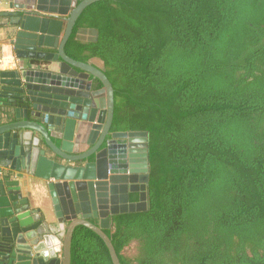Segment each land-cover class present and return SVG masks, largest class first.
<instances>
[{
  "label": "trees",
  "instance_id": "1",
  "mask_svg": "<svg viewBox=\"0 0 264 264\" xmlns=\"http://www.w3.org/2000/svg\"><path fill=\"white\" fill-rule=\"evenodd\" d=\"M65 53L101 61L113 132L148 133L149 209L104 230L120 263L264 264V0L99 1ZM71 264L113 262L80 225Z\"/></svg>",
  "mask_w": 264,
  "mask_h": 264
},
{
  "label": "water",
  "instance_id": "2",
  "mask_svg": "<svg viewBox=\"0 0 264 264\" xmlns=\"http://www.w3.org/2000/svg\"><path fill=\"white\" fill-rule=\"evenodd\" d=\"M99 1L106 0H13L15 7L24 3L12 24L17 33L11 41L23 63L2 75L13 82H0V264H71L73 233L80 225L105 242L113 264H121L104 232L111 216L149 209L148 133L113 132L115 100L109 79L99 67L65 53L79 17ZM95 80L101 89L95 88ZM49 118L52 127L46 126ZM86 122L89 134L82 131ZM42 143L70 163L49 158ZM83 144L91 148L74 155ZM91 157L94 161L85 166L71 165ZM22 172L46 183L54 223L36 216L21 200ZM70 194L73 205L66 200ZM130 194H138L139 201L130 202ZM91 219H99L98 225ZM52 232L58 238L49 237Z\"/></svg>",
  "mask_w": 264,
  "mask_h": 264
},
{
  "label": "crops",
  "instance_id": "3",
  "mask_svg": "<svg viewBox=\"0 0 264 264\" xmlns=\"http://www.w3.org/2000/svg\"><path fill=\"white\" fill-rule=\"evenodd\" d=\"M15 7L13 0H0V58L4 59V61L0 64V82L1 80L13 82L14 79L11 77H4L3 74L11 73L12 71L17 69L18 64H22L16 55L15 47L12 45L11 41L15 37V33H17V27L12 24L16 21L17 16L20 14V6L24 5V3L17 4ZM87 31H81L80 37L82 33ZM92 34L91 31L88 32ZM47 52L56 53L57 50L55 48H45ZM91 64L101 68L102 64L99 60H92ZM53 66V65H52ZM56 65H54V68ZM9 75V74H7ZM1 85V84H0ZM4 107L0 105V114ZM3 123V120H0V125ZM1 136V135H0ZM35 137H39V134L34 133ZM140 166V165H139ZM138 167V166H137ZM6 172V171H5ZM24 175L25 172H22ZM16 175L18 173L15 172ZM3 176V175H2ZM1 178V176H0ZM24 184L22 186V199L27 201L26 205H29L30 211H33L36 216H42L48 218V221L54 223L55 217L53 214V205L50 198L49 191L47 189L46 183L40 179H37L31 175L24 176ZM23 182V181H22ZM20 202V200H18ZM17 207H21V205H17ZM13 208V202L9 209ZM2 210V208H1ZM67 226V224H66ZM50 237L58 238V235L55 233ZM63 244V239L60 240ZM60 244V247H62ZM62 249V248H61ZM62 253L58 255V259H62Z\"/></svg>",
  "mask_w": 264,
  "mask_h": 264
},
{
  "label": "flooded vegetation",
  "instance_id": "4",
  "mask_svg": "<svg viewBox=\"0 0 264 264\" xmlns=\"http://www.w3.org/2000/svg\"><path fill=\"white\" fill-rule=\"evenodd\" d=\"M83 31V30H82ZM81 32V31H80ZM79 37H80V33H79ZM95 82V81H94ZM98 117L99 116H97L96 117V119H98ZM45 123H46V126L47 127H52L51 126V124H50V118L49 119H47V120H45ZM57 128V127H56ZM58 129V128H57ZM82 131L84 132V133H90V131H91V129H90V126H89V124H88V122H86V123H84V125H83V127H82ZM91 147H88L87 145H85V144H83V145H79V150H77V152L75 153H73L74 155H78V154H83V153H86L89 149H90ZM42 149H46L47 150V155H48V157L49 158H51V159H54V160H56V161H58V162H60V163H63V164H68V163H70V162H68V161H63V160H61V159H58L55 155H54V153L53 152H51L50 150H48L47 148H46V146L42 143ZM85 149V150H84ZM92 161H94V157H91L90 159H87V160H85V161H80V162H76V163H71V165L72 166H78V167H82V166H85L87 163H89V162H92ZM131 195L132 194H130V197H131ZM68 199H66L67 201H68V203H70V205H73V196L70 194L69 195V197H67ZM105 197L104 198H102V202L103 201H105ZM88 201H89V199H88ZM130 202H131V198H130ZM96 204H97V209H96V212H99L98 211V209H99V206H98V203H97V201H96ZM105 205V204H104ZM104 211V210H103ZM94 212V211H93ZM93 212H91V213H93ZM92 223H94V224H96V225H98V223H99V219L98 220H95V219H91L90 220ZM68 224V223H67ZM69 225V224H68ZM67 225V226H68ZM48 234V233H47ZM53 234H55L54 232H52V233H50V236L51 235H53ZM45 236V235H44ZM49 236V237H50ZM53 243V241H50V244H52ZM54 249H55V247H54ZM51 251V250H50ZM49 251V249H47V247H45V252L46 253H48V254H50L51 252Z\"/></svg>",
  "mask_w": 264,
  "mask_h": 264
},
{
  "label": "rangeland",
  "instance_id": "5",
  "mask_svg": "<svg viewBox=\"0 0 264 264\" xmlns=\"http://www.w3.org/2000/svg\"><path fill=\"white\" fill-rule=\"evenodd\" d=\"M88 32L89 31L82 33L80 38L85 40V41L86 40H92L95 37V33L92 32V34H89ZM100 65H102V64H100ZM133 252H134V249L128 251V253H133Z\"/></svg>",
  "mask_w": 264,
  "mask_h": 264
},
{
  "label": "built area",
  "instance_id": "6",
  "mask_svg": "<svg viewBox=\"0 0 264 264\" xmlns=\"http://www.w3.org/2000/svg\"><path fill=\"white\" fill-rule=\"evenodd\" d=\"M3 61H4V59H1V58H0V64H1ZM17 67H18V68L21 67V64H18Z\"/></svg>",
  "mask_w": 264,
  "mask_h": 264
}]
</instances>
